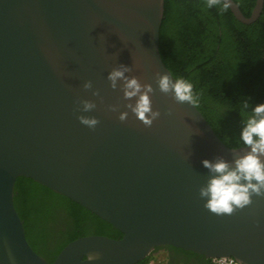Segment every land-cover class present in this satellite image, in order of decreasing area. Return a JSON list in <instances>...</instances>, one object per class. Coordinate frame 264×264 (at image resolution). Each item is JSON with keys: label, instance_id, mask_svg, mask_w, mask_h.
<instances>
[{"label": "water", "instance_id": "1", "mask_svg": "<svg viewBox=\"0 0 264 264\" xmlns=\"http://www.w3.org/2000/svg\"><path fill=\"white\" fill-rule=\"evenodd\" d=\"M263 1L248 17L233 0L229 9L250 24ZM163 10L164 0H0V264H135L165 246L264 264V196L232 215L203 206L199 189L210 174L201 161L231 162L233 150L250 149L227 147L195 105L158 90L156 73L175 80L159 53ZM118 64L152 84L160 116L151 127L130 111L121 122L108 110L128 111L107 80ZM89 80L100 97L83 88ZM80 100L96 108L80 111ZM81 115L99 123L90 129ZM18 177L81 205L121 236H82L46 261L15 210ZM92 253L99 258L87 261Z\"/></svg>", "mask_w": 264, "mask_h": 264}, {"label": "trees", "instance_id": "2", "mask_svg": "<svg viewBox=\"0 0 264 264\" xmlns=\"http://www.w3.org/2000/svg\"><path fill=\"white\" fill-rule=\"evenodd\" d=\"M233 1L244 16H250L255 0ZM221 7L209 8L207 0H164L159 53L175 79L193 85L195 106L218 138L229 148H239L244 146L239 138L242 122L252 106L264 103V1L250 24ZM244 101L249 109L242 108ZM13 204L28 244L48 262L76 238L121 236L89 210L30 178L15 180ZM150 259L151 253L135 264H148ZM206 262L210 264L209 259Z\"/></svg>", "mask_w": 264, "mask_h": 264}, {"label": "clouds", "instance_id": "3", "mask_svg": "<svg viewBox=\"0 0 264 264\" xmlns=\"http://www.w3.org/2000/svg\"><path fill=\"white\" fill-rule=\"evenodd\" d=\"M222 6L221 11L230 7V0H207L209 8ZM132 67L118 64L107 75L109 87L122 92V98L128 103L123 107L128 111H119V105H108L111 112H119L118 119L123 122L128 118L129 111L134 114L145 127H151L153 121L160 116L159 110H153L151 96L154 93L152 84L141 83L136 76H128ZM158 90L164 94H171L177 103L187 102L195 105L198 97L194 95L193 85L183 78L173 80L169 73L155 74ZM85 90H92V95L100 97L99 90H93L92 81L83 84ZM102 101V98H101ZM134 101V102H133ZM80 111L87 112L96 108L91 100H80ZM243 109H249L247 101L242 103ZM170 114V113H169ZM79 122L90 129L99 123L95 117L78 116ZM240 140L244 148L250 149L243 155L233 150L234 159L229 162L217 156L212 161H201L209 172L205 186L199 189L201 198H206L204 207L216 215H232L252 203L251 197L264 196V103L251 107V114L242 122ZM99 253L87 256V261L98 259Z\"/></svg>", "mask_w": 264, "mask_h": 264}, {"label": "flooded vegetation", "instance_id": "4", "mask_svg": "<svg viewBox=\"0 0 264 264\" xmlns=\"http://www.w3.org/2000/svg\"><path fill=\"white\" fill-rule=\"evenodd\" d=\"M162 252L165 256L164 264H207L206 257H198L189 254H185L183 252L177 251L175 249L165 247H158L155 251L151 252V256L153 253ZM199 255V254H198ZM202 256V255H201ZM148 264H151L150 262Z\"/></svg>", "mask_w": 264, "mask_h": 264}, {"label": "built area", "instance_id": "5", "mask_svg": "<svg viewBox=\"0 0 264 264\" xmlns=\"http://www.w3.org/2000/svg\"><path fill=\"white\" fill-rule=\"evenodd\" d=\"M209 260L210 264H243L233 257H215L210 258Z\"/></svg>", "mask_w": 264, "mask_h": 264}, {"label": "rangeland", "instance_id": "6", "mask_svg": "<svg viewBox=\"0 0 264 264\" xmlns=\"http://www.w3.org/2000/svg\"><path fill=\"white\" fill-rule=\"evenodd\" d=\"M151 264H164L165 262V256L162 252L153 253L151 256V259L149 261Z\"/></svg>", "mask_w": 264, "mask_h": 264}]
</instances>
